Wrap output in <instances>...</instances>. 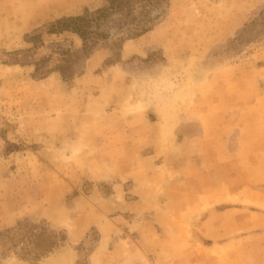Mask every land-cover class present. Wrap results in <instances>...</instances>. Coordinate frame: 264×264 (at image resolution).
Segmentation results:
<instances>
[{
    "label": "rangeland",
    "instance_id": "374dc122",
    "mask_svg": "<svg viewBox=\"0 0 264 264\" xmlns=\"http://www.w3.org/2000/svg\"><path fill=\"white\" fill-rule=\"evenodd\" d=\"M106 2L0 0V264H264V0H168L87 52L47 34ZM54 45L71 80L36 78Z\"/></svg>",
    "mask_w": 264,
    "mask_h": 264
},
{
    "label": "trees",
    "instance_id": "16d2710c",
    "mask_svg": "<svg viewBox=\"0 0 264 264\" xmlns=\"http://www.w3.org/2000/svg\"><path fill=\"white\" fill-rule=\"evenodd\" d=\"M106 1L107 4L103 8L95 11L86 10L82 15L63 18L54 22L48 28L47 34L59 36L63 33H71L81 40L83 52L92 51L101 43L134 39L150 31L152 25L162 13L161 6L168 0ZM40 39L41 36L36 35L33 42ZM39 45L42 46V44ZM51 56H55L56 60L54 61ZM51 59L55 64L43 70L44 64L51 61ZM72 62V53L68 47L54 45L47 60L33 64L34 73L39 80L46 78L51 73H58L63 81H68L75 76ZM24 228L28 229L18 225L14 230L21 234V241L18 242L20 244L26 239L27 232H23ZM11 232L0 233V241L8 239V234ZM32 237L39 239L40 244L37 246L38 251L41 253L38 254L39 257L48 255L53 251L54 244L44 243L41 240L42 235L37 230ZM25 243L28 244L27 240H25Z\"/></svg>",
    "mask_w": 264,
    "mask_h": 264
}]
</instances>
